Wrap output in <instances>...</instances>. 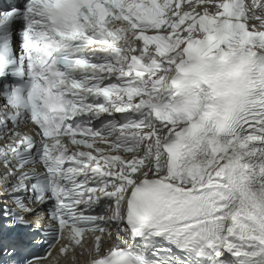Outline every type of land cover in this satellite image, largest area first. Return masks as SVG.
<instances>
[{"label": "snow or ice", "instance_id": "obj_1", "mask_svg": "<svg viewBox=\"0 0 264 264\" xmlns=\"http://www.w3.org/2000/svg\"><path fill=\"white\" fill-rule=\"evenodd\" d=\"M78 116L115 164L70 170ZM65 228L87 264H264V0H0V264Z\"/></svg>", "mask_w": 264, "mask_h": 264}, {"label": "bare ground", "instance_id": "obj_2", "mask_svg": "<svg viewBox=\"0 0 264 264\" xmlns=\"http://www.w3.org/2000/svg\"><path fill=\"white\" fill-rule=\"evenodd\" d=\"M75 250H78V248L77 247H75ZM86 259L87 258V255L86 254H84V252L83 251H80L79 253H75V260H79V259ZM74 262V261H73Z\"/></svg>", "mask_w": 264, "mask_h": 264}]
</instances>
